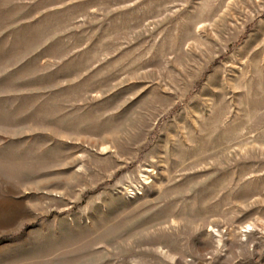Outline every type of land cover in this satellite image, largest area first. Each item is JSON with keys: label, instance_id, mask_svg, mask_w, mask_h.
Returning <instances> with one entry per match:
<instances>
[{"label": "rangeland", "instance_id": "374dc122", "mask_svg": "<svg viewBox=\"0 0 264 264\" xmlns=\"http://www.w3.org/2000/svg\"><path fill=\"white\" fill-rule=\"evenodd\" d=\"M0 264H264V0H0Z\"/></svg>", "mask_w": 264, "mask_h": 264}]
</instances>
